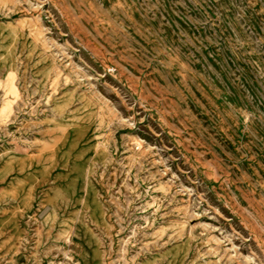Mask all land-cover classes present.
<instances>
[{
    "label": "rangeland",
    "instance_id": "obj_1",
    "mask_svg": "<svg viewBox=\"0 0 264 264\" xmlns=\"http://www.w3.org/2000/svg\"><path fill=\"white\" fill-rule=\"evenodd\" d=\"M0 264H264V0H0Z\"/></svg>",
    "mask_w": 264,
    "mask_h": 264
}]
</instances>
